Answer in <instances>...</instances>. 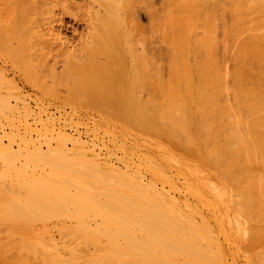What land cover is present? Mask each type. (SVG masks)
<instances>
[{
    "label": "bare ground",
    "instance_id": "6f19581e",
    "mask_svg": "<svg viewBox=\"0 0 264 264\" xmlns=\"http://www.w3.org/2000/svg\"><path fill=\"white\" fill-rule=\"evenodd\" d=\"M153 1L154 0H87V3L81 5L83 8L81 10L82 17H80L81 19H84L86 24H87L86 33L83 34L82 37L79 38L78 43L76 45L70 46L68 41L61 35L60 28L54 27L53 24L56 20L61 18V16L71 14L70 13L71 9H77V10L81 9L80 6H78V8H77V5L74 3V0H0V44L2 43V45L4 46V49H6L5 47H7V46L8 47L10 46L9 48H13V47H14V49L17 48L18 50H16V51L21 53L25 60L26 59L28 60L26 62L22 58L27 63L25 65H24V63H23V65H21V66H25L23 69V71H24L26 68L25 72L28 71L27 68H30L31 65H33V67L35 66V64H32L34 61H35L34 63L37 62L36 63L37 67L41 66V68L38 67V69H41V70H42V66H44V63L47 62L48 59H51V60L53 59L54 65H56L58 62L62 63L61 65L63 66L62 68H64L63 73L65 75L63 73H61V74L64 75V78L66 76H67V78L73 77V78H71V80H70L71 82H69V83H71V86H73V87L75 85H78L80 87V90L84 93V94H82V95H84L83 99L85 97V99H87L89 105L96 107V109L98 108L101 112L108 114L109 117L111 116L112 119H114L116 121L122 122L124 124L126 123V124L134 126V127H138L139 129H141L147 133H150L152 135H153V133H155V135L158 136L159 139L163 140L165 143H167V145H169L170 149L172 148L174 151L184 155L185 158L186 157L190 158V161H191V159L196 158V162H199L201 165L206 166L207 162L210 163V159H211L210 156H212L211 154H212V152H214L212 150L213 149L215 150L216 146L218 148V145H219V144H217V145L215 144L216 146L213 145L212 146L213 148L211 150L209 148L210 147V145H209L210 139L209 138H211L213 136V133H214L215 140L218 138V140L221 139V142H222L223 137L221 138V136L224 134L223 127H224V114L225 113L223 114L224 109L222 110V108H221L222 107V101L224 100V98H223V100H221V97L223 95V88H222V82H220L222 80V75H221L222 71L220 68L221 66L219 67V65H221L220 62L217 65V63L215 61V57H216L215 52H216V54L219 52V51L217 52V50L219 49V45H217L218 43H215V40H217V39H215L216 38L215 31H217L219 29L213 30V32L211 31L212 36H210L211 34L209 33V31L207 32L208 29L205 32L203 29H198L200 31L203 30V32H202L203 37H206V36H208V37H206L205 39L203 38V41H201V38L199 37L200 38V40H199L197 37L198 35H200V34H198L195 36V37H197L196 39L191 40V39L195 38L194 35H192V33L194 34L197 30H194L195 32L192 30V32H191V29L189 27H191L192 29L193 28L195 29L196 25H195V23L190 22L191 25L188 26L189 23H187L188 21L186 22L185 20H189L192 16L195 17V15H193V13L198 12L199 17L198 16H196V17L200 19L201 16L203 15L202 18L204 19V21L201 20V22L202 23L205 22V24H207L209 22L206 23V18L208 16H210V14L209 15L207 14V17L205 16L206 17L205 18L204 13H207V12L206 11L203 12L201 10L202 12H201V16H200V13H199L200 11L198 9L200 7H199V4L197 3L196 0H195L196 3L194 0L192 3L190 2V0H178V1L176 0L179 3V5H177L178 8L177 7L175 8L176 5H173L171 3L173 5L172 8L174 7L176 10H178L177 13H179V14L176 13L178 16V20L177 19H175L177 21L173 20L175 29H172L173 24L172 25L169 24L172 27L168 28L171 30V32H174V33H175L174 30H176L177 34L176 35L173 33L170 35L166 34V35H168L167 36L168 38H169V36L171 37L172 35L175 36L172 39H174V41H175L176 51H177L176 55H175V52H173L174 56H172V57L174 59H172V57H170V56H169L170 58H168L170 61L172 59V62H171L172 65L171 66L169 65L170 68L168 71V76L173 78L172 80H174L175 82L176 81L179 83L181 82L180 83L181 85L176 86L177 84L174 83L176 87H174L173 91H171V88H173V86L171 87L168 84L167 85L168 87L165 88V86L163 87V85L160 84L161 87L158 86L159 87L158 88V94L160 97V99H159L160 101L157 100L158 102L156 104H153V103L156 102L155 100L157 98L154 100L153 103L149 101L152 98V95H151V98L148 99V97H150L149 95L151 93H153L154 90L156 89V88L154 89V87H151V89L153 88L154 90H153V92L149 93L148 95H146L147 92L145 93V95L147 96L146 99H148V101L147 100L145 101V99L144 100L141 99L140 98L141 95L138 96L137 92L135 91V88L139 90V88L137 87L138 85H135L137 83L136 80H138L140 82L141 78L143 77L142 76L143 71L146 69V67H148V64H146L147 63L146 60L148 61V58H146V57H148L146 52L149 53V55H151V56L156 55V53H154V51H157V53L159 52L160 46H161V40L160 39H162V33H160V32H163L161 30H165L167 28L165 26L168 25V24H166V25L164 24L165 26L164 25L163 26L165 28L162 27L163 29L161 27H159L160 24H162L164 22V21L161 22L162 15L160 14L162 12L161 11L162 6H163L162 2L164 0H160V3H159V1L156 0L159 5L155 1L154 2ZM186 1H189V2H186ZM207 1H209V0H207ZM262 2H263V0H262ZM205 3H208V2H206V0H205ZM216 3H214V0H213V4H216ZM183 4H185V5H183ZM164 5L169 6L170 4H164ZM201 5L202 4H200V6ZM159 6H160V8H159ZM168 6H166L167 9H168ZM210 6H213V5L209 4L208 7H210ZM166 7H164L165 10H166ZM216 7L218 8L219 6L216 5ZM256 7L257 6L255 5V8ZM172 8H170V6H169V9L172 10ZM206 8H204V10H206ZM217 8H215V9H217ZM175 9H174V11H175ZM256 9H257V11H258V9L262 10L261 6L259 8L257 7ZM165 10H164V14H165V12L166 13L168 12ZM185 10L189 13L187 14L185 12ZM192 10H193V13H192ZM210 10H212V9H210ZM57 11H59V13H56ZM180 11H182L183 13L185 12V16ZM212 11H210V12H212ZM249 12L252 13V11H250V10H249ZM253 12H255V11H253ZM172 13H173V11H172ZM190 13L192 15H190ZM216 13H218V12H216ZM251 13H248V14H251ZM256 13H258V12H256ZM142 14H144V15L146 14V16L148 17L149 24H147V26L149 25L148 28L150 29V31L153 30L152 34L154 32V35H155V41L153 40L154 44L152 43L153 45H155V47H154L155 49L151 52L149 51L150 45L148 44L149 47L146 46V38H145V36H147L146 35L147 33L145 34L146 27L144 28L138 22V18ZM198 14H196V15H198ZM215 14H214V16H215ZM170 15H171V13L168 14L167 16L169 17ZM172 17H173V15L170 16L169 19L167 18L169 22H171ZM211 17H213V16H210L209 18H211ZM192 18L190 20H192ZM179 19H181V20L185 19V20L181 21ZM199 19H197V23H199L198 22ZM261 19L263 20V18H261ZM210 20H212V19H210ZM192 21L194 22L195 19H193ZM215 23H216V21L213 23V25ZM192 24H193V27H192ZM205 24H204V26H205ZM249 24L250 23H248L247 26ZM254 24H252V25H254ZM178 25H179V27L182 26V28H176ZM209 25L211 26V24H209ZM256 25H255V27H256ZM159 28L161 30H159ZM208 28H210V27H208ZM260 28H262V27H260ZM256 30H257V28H256ZM166 31L167 30H165V33H168L169 30L167 32ZM258 32L259 31H257V33ZM261 32H262V30H261ZM202 33H201V36H202ZM204 33H209V35L204 34ZM217 33H218V31H217ZM257 33L255 35H256V37H259L260 32L258 35H257ZM195 34H197V33H195ZM246 34L248 35V36H246L248 38V40H246V38H245V40L248 41L247 44L252 43V42H249V40H251L252 38H254V40H255L256 37L254 36V33L253 34L250 33L251 34L250 37H249L248 33H246ZM263 35L261 37V34H260V38H262V39L258 38V40H261V41L264 40ZM243 37H245V36H243ZM150 38H151V35H150ZM147 39H149V37ZM151 39H153V35H152ZM172 39H170V41H172ZM162 44H163V42H162ZM215 44L217 45L218 49L217 48L215 49V46H216ZM13 45H15V46H13ZM165 45H168V44L165 43L162 46L165 47ZM3 46H1L0 49L3 50V48H2ZM169 46H171V45L169 44ZM169 46H166L165 48H168ZM261 46L264 47V43H263V45L262 44L260 45V49L264 50V48L263 47L261 48ZM9 48H7L8 49L7 51H9ZM170 49H169V51L172 50V49L171 50ZM193 49L195 52L198 51L199 49L203 50L205 52L204 56L206 59V60L204 59L206 61V64L204 65L205 69H203L204 70L203 77L201 76L203 71L201 72V75H199L202 77L201 78L202 81L200 80L201 82L199 84L197 83V85L193 84V82L196 79L194 81L190 80L191 81L190 82L189 78L184 76L188 70V69L186 70L188 65L186 64L185 58H186V56L191 55V54L187 55V53L188 52L190 53V51L193 52ZM247 49L248 48H246V50ZM214 50H215V52H214ZM248 50H251V52H252L251 47ZM248 50H247V52H248ZM12 52H13V50H12ZM165 52H166V50H165ZM251 52L250 51L248 53L245 52V56H246V54L249 55ZM2 53H6V52H2ZM169 53L172 55V52H169ZM199 53H202V52H199ZM165 54H167V53H165ZM195 54L197 55V53H195ZM252 54H250V55H252ZM261 54L264 56L263 52ZM192 55H194V53H192ZM196 55H194V56H196ZM262 55L261 56L259 55V56L261 57V59H264V57ZM3 56L5 57V55H3ZM167 56H168V54H167ZM16 57H17V59H15V56H14V60L21 61V59H19L18 55H16ZM0 58H2V57H0ZM189 58L191 61V56H189ZM195 58L196 57H194V59ZM5 59H6V57H5ZM10 59L12 60V58H10ZM187 59L188 58H186V60ZM247 59H248L250 64L247 63L248 61L246 62L245 59H244V61H245L244 64H246V65L248 64L250 66L251 65V59H249V57H247ZM29 60L32 62L31 65H29L30 67L26 66V65L30 64ZM5 61L8 62L7 59ZM19 61L15 62L17 66H18L17 63H19ZM170 61H167V62H170ZM198 61L200 62L199 59H198ZM198 61H197V64H198ZM240 61H243V60L241 59ZM259 61H260V58H259ZM12 62L14 63V61H12ZM144 62L147 66L144 64ZM157 62H159V60H157ZM157 62H155V65L158 64ZM263 62L264 61L262 60L260 63L262 64ZM143 64H144V66H143ZM191 64H189V67L192 69ZM254 64H255V62H254ZM258 64L259 63H257L256 66ZM19 65H20V63H19ZM160 65L161 64H159V66H157V67H160ZM198 65H200V63ZM246 65H245V67H246ZM21 66L19 68H21ZM50 66H51V64H50ZM152 66H154V65H152ZM152 66H151V68H152ZM165 66H167V64H165ZM201 66H203V65L201 64ZM242 66H243V64H242ZM253 66H255V65H251V67H253ZM258 66H260V65H258ZM157 67H155V68H157ZM260 67H257L258 69H256V71H258L257 74L253 71H250L249 73L245 72L243 74V76L245 75L247 77L253 78V77H251L252 76L251 74H253V73H255L257 76L259 73V70L261 71V69H262V71H263V69H264V66H262L263 68L261 67V69H260ZM44 68H45V66H44ZM48 68H49V66H48ZM148 68H150V67H148ZM50 69H51L50 73L52 72V74H53L54 70H55L54 66H51ZM60 69H61V67H60ZM193 69H195V68H193ZM196 69H197V67H196ZM200 69H202V68H200ZM245 69H247V68H245ZM30 70H32V67H31V69H29V71ZM46 70H47V68H46ZM167 70L168 69L165 70L166 71L165 73H167ZM33 71L32 72L30 71V73H32L34 75V72L36 70L34 72ZM58 71L60 72V70H58ZM58 71H56V72H58ZM152 71H151V73H149L150 71H148V72L145 71L144 74L149 73L151 75L152 73H154ZM39 72H41V71H39ZM39 72L36 71V74ZM199 72H200V70H199ZM251 72H253V73H251ZM155 73H156V70H155ZM196 73H195V75H196ZM242 73H243V70H242ZM246 73H248L251 76H248V74L246 75ZM4 74H5V71H4ZM44 74H46V73H44ZM47 74H48V72H47ZM52 74H48L49 76L51 75L52 78H49L46 75H44L46 77V79H49V81H50L49 84L52 85V87H50L51 85L49 86L51 89L49 87H47V88L45 87L46 90L45 89L43 90L47 93L49 92L48 94H52V92H54L53 84L51 83V82H54V81H51L52 79L54 80V77H53L54 75L52 76ZM56 74H55V76H56ZM198 74H200V73H198ZM198 74H197V76H198ZM260 74H263V73L260 72ZM260 74H259V76H260ZM26 75H27L26 78L29 79L28 73ZM57 75L60 76L59 73ZM155 75H153V77ZM191 75L192 74H190V76ZM145 76H147V74ZM156 76H158V75H156ZM156 76L154 78H156ZM160 76L161 75L159 74V79H160ZM166 76H167V74H166ZM259 76H257V77L259 78ZM37 77H39V76H37ZM37 77H35V78H37ZM45 77H43L44 80H45ZM148 77H149V75H148ZM262 77H260L261 79L260 78L259 79L262 80ZM43 78H40V79L37 78V79L39 80V82H43L42 81ZM59 78L60 77H58L57 79H59ZM139 78H140V80H139ZM192 78H194V77H192ZM256 78H255V80L250 79V81H248V79H249L248 78L246 81H248L249 84H251L250 82H252L251 85H253L254 83H256L257 80H258V82L260 81L259 79H256ZM37 79H35V80L32 79V82L36 81ZM60 80H61V78L59 79V81ZM65 80H62V82L58 81L59 82L58 86H60V83L63 84V81H65ZM134 80H135V83L133 82ZM145 80H147V78ZM30 81H31V79H30ZM45 81H47V80H45ZM67 81L68 80H66V83H67ZM160 81H162V79H160ZM165 81H167V80H165ZM139 82L137 84H139V86H140ZM143 82H142V84H143ZM146 82L150 83V79H149V82L145 81L144 83H146ZM243 82H244V79H243ZM4 83H6V82H4ZM167 83H168V81H167ZM172 83H173V81H172ZM29 84H30V82H29ZM37 84H38V82H37ZM37 84H35V82H34L33 84H30L29 86H31L34 90H38L40 87L38 88ZM40 84L41 83H39V85ZM64 84H65V82H64ZM64 84L61 86H64ZM3 85L4 84H2V86H0V94L3 93V89H4L3 87H5ZM56 85H57V83H56ZM146 85H148V84H146ZM155 85L157 86V84H155ZM245 85H247V83ZM43 86H46V85L43 84ZM78 86L75 89V91L78 89ZM150 86H152V85H150ZM65 87H67V86L65 85ZM250 87H252V86H250ZM255 87H256V84H255ZM52 88H53V91L50 93ZM61 88H63V87H61ZM69 88H70V85H69ZM69 88L67 87V89L69 90L68 94L70 93V89H71V88L70 89ZM257 88H259V87H257ZM47 89H49L50 91H47ZM63 89H65V88H63ZM140 89L142 91H144L142 89V87H140ZM147 89H149V88H147ZM247 89H249V88H247ZM78 90H77V92H78ZM240 90L241 89H239V92H240ZM254 90L255 89H253L252 91H254ZM260 90H261V88H260ZM149 91L150 90H148V92ZM72 92H74V91H72ZM154 93L156 94V92H154ZM255 93L256 92H254L253 94L256 96L257 93L256 94ZM262 93H264V92H262ZM239 94H243V93H239ZM41 95H42V93H41ZM244 95L246 96L247 94H245V92H244ZM244 95H242V96L239 95V96H241V98L242 97L244 98ZM249 95H250L249 96L250 99L254 97L253 101L255 104L256 103L255 99H257V97L255 98V96L252 97L251 94H249ZM65 96H66V93H65ZM239 96H237V97H239ZM18 97H21V96H18ZM234 97L236 98V96H234ZM249 97H247L248 102L249 101L251 102ZM75 98H77V97L75 96ZM75 98H74V102L75 101L78 102L77 100H75ZM247 98L245 97V99H247ZM69 99H71V98H69ZM239 99H240V97H239ZM220 100H221V106H220ZM244 100L242 102L245 104V102H247V100H245V102H244ZM234 101H235V104L234 103L233 104L236 107L237 100H233V102ZM258 101L260 102V100H258ZM263 101H261L262 106L264 104ZM69 102H70V100H69ZM224 102H225V100L223 101V103ZM225 103L227 104V102H225ZM226 104H225V106H226ZM239 104L241 105L242 103L240 102ZM11 105L12 104H10L8 102L5 103V101L0 100V108L1 109H3V108L12 109L13 105L12 106ZM257 105L258 106L255 107L254 110L249 108V110L251 109L252 111L251 110L250 111L253 112L251 117H249V118H251L250 123L253 125L252 129H251L252 134L249 135V137H248V140L249 139L252 140V144H251L252 147L250 146L249 142H248L249 144L244 143L245 139H246L245 138L246 132L242 133V134L245 133L243 136L245 139H240L242 137L241 136L239 137V134L237 133V132H239V133L241 132V130H240L241 128L239 129L240 131H237L238 129H236L241 124V121H240V124L238 123L239 125L238 126L236 125V128L234 130V132L237 131L236 132L237 135H235L231 132L234 135V136H232L233 137L232 142L226 143L225 138H224L223 142H225L226 144L223 143L224 146L222 144H220L222 147L219 145V147H221V148H219L217 150L218 152L216 151L217 156L215 155L217 157V159L215 157L213 159V161H216L217 163L215 164L211 160V163L213 162V164H215V166L217 164L219 165V166H217L218 168H220V165H221V168H220L221 172L228 173V171L229 172L231 171L230 169H232V170L237 169L238 170V168L240 167L239 163H240L241 159H244L246 157H248L247 159H249V156L252 157L255 154L261 153L263 151L264 147H262L261 151L255 152V149H256V151L260 149L258 146L259 144L255 140H264V126L262 124V123H264V111H262L263 107L261 108V106L258 103H257ZM247 106H245V107H247ZM250 106H248V107H250ZM63 107H65V106H63ZM83 107H84V105H83ZM228 107L230 108L231 106L230 105L226 106V108H228ZM242 107L244 109V106H241V108ZM252 108H254V107H252ZM16 109H18V108H16ZM236 109L239 110V108H235L236 112H237ZM246 109L248 110V108H246ZM249 110H248V112H249ZM211 112L213 113V115ZM244 112H247V111L245 110ZM20 113H18L19 117L21 116V115H19ZM95 113H97V112H95ZM209 113L211 116H213L212 117L213 121L211 120V122H210V118H209L210 117ZM15 114L17 115V113H15ZM16 115H14V116H16ZM242 116H244V115H242ZM247 116H250V115H246V117ZM59 117H60V115H59ZM109 117H107V118H109ZM33 119H34V116H33ZM234 119H236V118H234ZM246 122H248V120ZM246 122L244 121V124ZM0 124H2V123H0ZM114 124H115V121H114ZM209 124L211 125V127ZM242 124H243V121H242ZM242 124L240 126H244L243 128H245L246 125H242ZM251 124H248L249 126L246 128H249ZM2 127H4V125H2ZM61 127L64 128L63 126H61ZM10 128H11V126H10ZM44 128H46V127H44ZM54 128H56V127H54ZM11 129H14V128H11ZM57 129H59V128H57ZM0 130H1V127H0ZM33 131H35V130H33ZM33 131H31V132H33ZM57 131H59V130H57ZM245 131H247V130H245ZM248 131L250 132V129ZM8 132H10V131H7L6 135L8 134ZM48 133H54V131H51ZM20 134H22V132ZM45 134L47 135V133H45ZM56 134H57L56 137L53 136L54 134L50 135L49 136L50 139H49V141L48 140L47 141L48 142L55 141V143H59L62 147H58V146L53 147L52 146L53 144L46 143L47 144V147L45 148L46 150L44 149V151H43V149H41V148L39 150H37L40 155H38L36 158H38L39 161H44L47 163V168H46L47 171H46V175L45 174L43 175L42 173H40L41 167L40 168L38 167L37 168L38 170H33L34 171L33 177H35V179L37 181L34 182L35 183L34 185L36 188L32 187L33 189L31 190L32 195H33L32 198L28 199V197L23 196V192H24L23 189L25 188V184H27L28 179L23 178V177L14 178L15 186H14V188H12L13 186L10 187V189L13 190L14 194L11 193L10 196H12L13 201L19 203V205L22 209L19 207L13 206V204L12 205L8 204V205L13 207L14 211H13V209H11L12 212L10 210L9 215H8L9 216L8 223L2 229L4 232L7 233V234H5V237L7 236V238H9V237L10 238H13V237L17 238L16 242H14V240H13L14 245H15V243L20 241V243L18 244L19 247L22 248L23 250H26L27 252L31 251L32 254L31 253L30 254L33 256H30L29 253H28L29 255L27 254L28 256H26V257L24 255L25 253L24 254L9 253L7 255V253L11 249L10 248L11 242L9 243V245H7L3 242L2 244H5V245L0 247L1 250L4 251L5 246L6 247L8 246L10 249L8 247L5 248L7 250L9 249L7 251V253L5 255H2V256L0 255V264H81L79 262H75L76 259H78V260L80 259V257L77 258V256H80V255H78L80 253V251H77V252H79V253H77L76 248H74L75 249L74 251H70V250H73V247L75 246V244L73 247L71 246L72 248L69 247L71 245V243L69 246H68L69 243L67 245L66 244L64 245L63 243H60L59 241H57L55 239L56 235L59 237H62V239H64L65 237L66 238L69 237L68 239H73L76 241L81 240V241H83V244H80V247H81V245H91L92 248H94V250H93L94 252L92 251V249H90V253L92 251L93 254H88L86 257H88L89 255H91V256L94 255V256H92V257L89 256L88 258L90 259V257H91L92 259L90 261L86 262L85 264H226L225 263L226 262L225 261L226 260L225 259V253L223 251L222 241L220 240V237L217 233L218 231H221V229L218 227L219 225L217 226L216 224H214L215 225L214 228L211 227L209 210H207L208 198H209L208 186H207V183L205 180V173L203 174L202 169L199 168L198 165L194 164L195 165L194 168L190 167V169H184V167L180 168L179 164L181 162L180 163L178 162L180 159L178 161H176L173 158V156L171 154H169V151H167L169 149L167 147V150H165L166 152H164V150H163V153L167 154L168 156L165 154L163 155V154L157 153V154H159V156L163 155V156H160V158L157 156L158 160L160 159V160H162V163H164L163 166H162V163H161V165H157L158 163H155V162L150 161V160L149 161L139 160V161H137V164H134L133 167H131L129 165V162L123 157L112 158L111 156H109L108 158L107 157L100 158V155L97 154V152L95 153V151H94L96 145H94V143H92L90 145H86L88 147L87 148L81 142L83 140L80 141V139H79L80 136H79V138L75 137V136L73 137V135H72V137H69L66 134H64L63 132H56ZM123 134L126 135L125 130H124ZM248 134L249 133H247V135ZM38 135H39V133H38ZM34 136H37V135H34ZM39 136H37V139L40 138ZM237 136L239 137L238 139H237ZM20 137H22V136L20 135ZM219 137H220V139H219ZM9 138H6V139H9ZM27 138H28V136H27ZM140 138L142 139V137H140ZM29 139H27V140H29ZM129 139H130V137H129ZM38 140H36L37 144L39 142ZM251 140H249V141H251ZM32 141L36 142L35 140H32ZM148 141H149V139H148ZM42 142H43V139H42ZM67 142L71 143V148L70 147L67 148V146H66ZM221 142L218 141L215 143H221ZM16 143H18V142H16ZM138 143H139V139H138ZM261 143L264 144V141H262ZM4 144H6V143H4ZM18 144H20V143H18ZM127 144H129V142ZM256 144H257V146H256ZM9 145L12 146V144H9ZM115 146H118V145L116 144ZM158 146H160V145L158 144ZM20 147H21V145H20ZM22 147H23V145H22ZM153 147H152L153 150L156 149V147L155 148H153ZM131 148L132 147H130V149ZM162 148L164 149V147H162ZM208 148H209V150H208ZM249 148L251 151H249ZM252 148H255V149H252ZM12 149H13V147H12ZM119 149H122V148H119ZM148 149H150V148H148ZM2 150H4V149L2 148ZM40 150L43 152H41ZM159 150H161V149H159ZM159 150L156 149V151L160 152ZM173 150H170V152L172 153ZM20 151H22V150H20ZM27 151H28V153H30L28 147H27L26 152ZM148 151H150V150H148ZM208 151L211 153H209ZM31 152H33V149ZM106 152H108V150ZM111 152H110L111 155L114 154L112 150H111ZM125 152H127V151H125ZM125 152H123V153H125ZM0 153H2V152L0 151ZM33 153H35V151ZM262 153H261V155H262ZM134 154H135V152H134ZM157 154H155V155H157ZM172 154H174V153H172ZM209 154H210V156H209ZM213 154H215V152ZM128 155H129V153H128ZM150 155H152V154H150ZM257 155H255V156H257ZM130 156H132V155L130 154ZM209 157H210V159L208 160ZM13 158L14 157H12L11 159H13ZM126 158H127V156H126ZM128 159H130V158H128ZM154 159L155 158H153V160ZM13 160H15V159H13ZM134 160H136V159H134ZM249 160H248V162H250ZM23 161H25V160L23 159ZM25 163H26V161H25ZM165 163H167V164L165 165ZM11 164H9V165H11ZM19 164L17 163V164H15V166H18ZM226 165H227V167H226ZM171 166L174 168H176L177 166L179 167V174L182 175V177H183V183L180 187H179V185H177V181L173 178L174 176L170 173V171H168ZM261 166H262V164H261ZM3 167H5V166H3ZM28 167H30L32 170L33 166L31 165ZM20 168H22V167H20ZM24 168H26V167H24ZM33 168H35V167H33ZM4 169H6V167ZM9 169L10 168H8L7 170H9ZM11 169L13 170V168H11ZM43 169H45V168H43ZM26 170H27V168H26ZM142 170L144 172H142ZM41 171H42V169H41ZM231 173H232V171H231ZM235 173H236V171H235ZM253 173H254V171L252 172V174ZM144 174H148L149 178L147 176H145ZM241 175H242V173H241ZM258 179H259V177H258ZM0 180H2V179L0 178ZM259 181H260V179H259ZM261 181H260V184H261ZM234 184H237V183H234ZM243 184L244 183L240 184V186H244ZM251 184L252 183L248 184L246 187L248 189H250L251 191L252 190L255 191L256 189H254L253 186H251ZM0 186L2 187V185H0ZM7 187L5 186V188H7ZM233 188L234 187H232V190H233ZM0 189H1L0 195L3 194L0 197H5V195L3 193L4 191L2 190V188H0ZM10 189H9V191H10ZM245 189H243L242 191L244 193L243 196L246 195V197H243V198H246V199H242V197H241V200L242 201L244 200V203L246 200V202L248 203V204L246 203L247 204L246 206L248 208V209H246V213H249L250 211L251 212L252 211L257 212L259 210V209L257 210L258 204L256 203L255 199H253V197H249V199H252V200H250L248 202L249 199H248L246 193H248L249 191L247 190L248 191L247 192V191H245ZM235 191H236L235 193H237V191H238L239 194L237 193V195H242L241 191L236 190V189H235ZM7 192H8V190H7ZM7 192L5 191L6 194H7ZM8 193L10 194V192H8ZM27 193H29V192H27ZM248 194H249V196L252 195V194L250 195V192ZM197 198L202 199L204 205L202 204V200L200 203V200H198ZM6 199H7V201L5 202ZM8 199L9 198L5 197L3 203L9 202ZM215 201H216V199H215ZM215 201H214V203H216ZM3 203H2V205L0 204L2 206V207L0 206L2 209V210L1 209L0 210L4 211V212L8 211L9 209L6 208ZM14 207H16V208H14ZM18 208L21 211H23V208H26L28 210V215H27L28 217L26 215H24V216H26V218H28L27 220L23 219L24 218L23 214H21V215L19 214L20 212H18V210H17ZM247 210H249V212H247ZM262 210H260V211L263 214ZM5 213H7V212H5ZM12 214L14 215L13 217H15V215L18 214L17 216L21 220L14 219L12 217ZM25 214H26V212H25ZM253 214L255 215V213H253ZM5 215L7 216V214H5ZM20 216H23V217L20 218ZM260 217H262V216H260ZM48 218L62 219V221H56V222L52 221V223L51 222L48 223V222H46L48 220ZM258 222L259 221H257V223ZM34 224H38V225H34ZM252 228H254V227H251L250 231L252 230ZM252 236H254V235L252 234ZM255 237H257V236H255ZM66 238H65V240H66ZM250 238H251V235H250L249 239H247V240H249V242H250ZM254 238H251L252 239L251 243L252 242L254 243V244H251V246L253 245V248L256 244ZM1 240H0V243H1ZM65 240H63V242ZM103 241L105 242L104 244H102ZM77 244H78V242H77ZM249 245H250V243H249ZM103 246H105L106 248L101 249ZM14 247H12V248H14ZM86 247L87 246H85L84 249ZM15 249H13V251H15ZM100 249H101V251H100ZM65 250H67V251H65ZM254 250H255V248H254ZM254 250H252V252ZM3 251H1V253ZM81 252H83L84 254L86 253L84 251H81ZM255 253L256 252H253L252 260H254L253 256ZM80 254H82V253H80ZM259 254L260 253L255 254L257 256H256V258L254 257L255 258L254 261H256V262L261 261V260H259V256L261 257L262 253L260 255ZM263 257H261L260 259H262ZM84 259H85V255L83 257V260ZM83 260H82V262H83ZM252 260L250 263L253 262ZM263 260H264V258H263ZM256 262H253V264ZM259 262H258V264H259ZM82 264H84V262Z\"/></svg>",
    "mask_w": 264,
    "mask_h": 264
},
{
    "label": "rangeland",
    "instance_id": "374dc122",
    "mask_svg": "<svg viewBox=\"0 0 264 264\" xmlns=\"http://www.w3.org/2000/svg\"><path fill=\"white\" fill-rule=\"evenodd\" d=\"M157 4H158V2L157 1H159V3H160V0H154ZM153 1V2H154ZM170 1V2H169ZM178 1V0H177ZM176 0H164L163 2H162V9H161V15H162V18H161V22H163L162 24H160V26L159 27H164L166 24H168V25H166L165 27H167L165 30H169L168 31V33H165V30H161L160 28H159V30H161V31H163V32H160V33H162V39H160L161 40V46H160V50H159V52L157 53V51H154V53H156V55H154V56H151V55H149V53H147L146 52V54L148 55V57H146V58H148V61L146 60V64H148V67H150V68H148V67H146L147 65L145 64V62H144V64L146 65L145 67H146V69L148 70V71H150L149 73H151V71L152 72H154L155 73V70H156V75H158V76H156L154 73H152L151 75L149 74V73H145L144 74V72L146 71V72H148L146 69L143 71V74H142V78H141V80H140V78H139V80H140V82L138 81V80H136V82L138 83H140V86H139V84H135V85H138L137 87L139 88V90L138 89H136L135 88V91L137 92V94H138V96H140V98L141 99H145V101L147 100L148 101V99L149 98H151V95H152V98L149 100L150 102H154V100L156 101L155 103H153V104H156L158 101L157 100H159L160 99V97H159V94H158V86H160V84L161 85H163V87L165 86V88L166 87H168L167 85L169 84V86H173V88H171V91H173V89H174V87H176V86H178V85H181L179 82H175L174 80H172L173 78H171V77H169L168 76V71H169V65L171 66L172 65V59H174L172 56H174L173 54V52H175V55H176V44H175V41H174V39H172V38H174L175 36H169V38L167 37L168 35H170V34H177V32H176V30H174L175 31V33L174 32H171V30L170 29H168L169 27H172V26H170L169 24H173V27H172V29H175V26H174V22H173V20L174 21H177L178 20V16H177V14H179V13H177L178 12V10H176L175 8L177 7L178 8V6L177 5H179V3L177 2ZM195 1V0H194ZM197 1V3L199 4V7L201 8H198L199 9V13H200V16H201V12L203 11V12H207V13H204V17L206 16L207 17V14L209 15L210 14V16H213V17H211V18H209L210 16H208L207 18H206V23L207 22H209V23H207V24H205V22H201V20L202 21H204V19L202 18L203 17V15L201 16V18L199 19V18H197L196 16H198L199 17V14H198V12H194L193 13V10H192V13H193V15H195V17L194 16H192L191 18H192V20L193 19H195V21L193 22L192 20H185V19H183V20H185L187 23H189V25L188 26H190L191 25V23L190 22H192V23H195V25H196V28L194 29H192L191 27H189L190 29H191V32H192V30L194 31V30H197L195 33H197V34H193L192 33V35H194V37L196 36V35H198V34H200V35H198L197 37H198V39L200 40V38H201V41H203V38L205 39L206 37H208V36H206V37H203V30H204V32L207 30V32L209 31V33L211 34V31L213 32V30H216V29H219V30H217L218 31V33H217V31H215V34H216V38L215 39H217V40H215V43H218L217 45H219V49H218V47H217V45L215 46V49L217 48L218 50H217V54H216V52H215V50H214V52H215V55H216V57H215V61H216V63H217V65L219 64V62H220V64L221 65H219V67L221 68V75H222V80L220 81V82H222V88H223V95H222V97H221V100H223V98H224V100H225V102H227V104H226V106H231L230 108L228 107V108H226V106H225V104L223 103V101H222V110H223V114H224V127H223V129H224V134L221 136V138L223 137V139L225 138V141H226V143L227 142H232V140H233V137L232 136H234L233 134H235V135H237L236 134V132L237 131H240L241 130V132L239 133V132H237L238 134H239V137L241 136L242 138H240V139H245V142L244 143H250V146H251V144H252V140L251 139H249V140H251V141H249L248 140V137H249V135H251L252 134V132H251V129H252V124L250 123L251 122V118H249V117H251V115H252V113L253 112H251L252 110H254L255 109V107H257L258 105H257V103L261 106V108L263 107V110L262 111H264V104H263V106H262V102L261 101H263L264 100V93H262V92H264V69H263V71H262V69H261V67L262 66H264L263 64H264V62L261 64L260 62L263 60L264 61V59H261V53L263 52L264 53V50H262V49H260V45L262 44L263 45V43H264V40H258V38L259 39H262V38H260V34H261V37H262V35L264 34V0H263V2H262V0H214V3H216V4H213V0H209V1H207L206 0V2H208V3H205V0H196ZM196 1H195V3H196ZM201 1V2H200ZM216 1V2H215ZM186 2H189V1H186ZM190 2L192 3L193 2V0H190ZM221 2V3H220ZM74 3L77 5V8H78V6H80V10H77V9H71L70 10V13L71 14H68V15H63V16H61V18H59L58 20H56L55 22H54V24H53V26L54 27H59L60 28V33H61V35L68 41V43L70 44V46H74V45H76L77 43H78V40H79V38L80 37H82V35L83 34H85L86 33V30H87V24H86V22H85V20L84 19H81L80 17H82V12H81V10H82V6L81 5H83V4H85V3H87V0H74ZM170 4L169 6H170V8H172V6L173 5H176L175 6V11H174V9L172 8V10L171 9H169V6L168 5H164V4ZM173 5H172V4ZM188 4V3H187ZM200 4H202L201 6H200ZM209 4L210 5H213V6H210V7H208L209 6ZM259 8L260 6H261V9L262 10H260V9H258V11H257V7L255 8V5ZM159 5V4H158ZM161 5V4H160ZM183 5H185V4H183ZM204 5V6H203ZM207 5V6H206ZM216 5H218L219 7L217 8L216 7ZM254 5V6H253ZM166 6H168V9H167V7ZM164 7H166V10L164 9ZM207 7V8H206ZM213 7V8H212ZM251 7V8H250ZM159 8H160V6H159ZM203 8V9H202ZM204 8H206V10H204ZM209 8V9H208ZM215 8H217V9H215ZM210 9H212V10H210ZM164 10L165 11H168L167 13L165 12V14H164ZM171 10V11H170ZM202 10V11H201ZM249 10L250 11H252V13L251 12H249ZM172 11H173V13H172ZM183 11V10H182ZM182 11H180V12H182ZM210 11H212V12H210ZM253 11H255V12H253ZM263 11V12H262ZM171 13V15L170 16H172L173 15V17L171 18L172 20H171V22H169L168 21V19H169V17L167 16L168 14H170ZM185 12L188 14L189 12H187L186 10H185ZM185 12L183 13V15L185 16ZM210 12V13H209ZM216 12H218V13H215ZM256 12H258V13H256ZM56 13H59V11H57ZM177 13V14H176ZM181 13V14H182ZM214 13L215 14V16H214V14L212 15V14ZM246 13V14H245ZM248 13H251V14H248ZM196 14H198V15H196ZM190 15H192L191 13H190ZM249 16V17H248ZM261 16V17H260ZM176 17V18H175ZM217 17V18H216ZM168 18V19H167ZM240 18V19H239ZM261 18H263V20L261 19ZM175 19H177V20H175ZM197 19H199L198 20V22L199 23H197ZM208 19V20H207ZM210 19H212V20H210ZM252 19V20H251ZM179 20H181V19H179ZM183 20H181V21H183ZM210 20V21H209ZM244 20V21H243ZM216 21V23L213 25V23ZM242 21V22H241ZM251 21V22H250ZM138 22L145 28L146 27V31H145V34L147 35V36H145V38H146V46L147 47H149V45H150V48H149V51L151 52V51H153L155 48V45H153L154 43V41H155V35H154V32H153V34H152V31H150V29L148 28V26H147V24H149V22H148V17L146 16V14L144 15V14H142V15H140L139 16V18H138ZM148 22V23H147ZM262 22V23H261ZM184 23V22H183ZM248 23H250L248 26H247V24ZM255 23V24H254ZM165 24V25H164ZM185 24V23H184ZM204 24H205V26H204ZM209 24H211V26L209 25ZM252 24H254V25H252ZM257 24V25H256ZM262 24V25H261ZM164 25V26H163ZM187 25V24H186ZM207 25V26H206ZM255 25H256V27H255ZM214 26V27H213ZM164 27V28H165ZM192 27H193V24H192ZM195 27V26H194ZM199 27V28H198ZM208 27H210V28H208ZM212 27V28H211ZM218 27V28H217ZM253 27V28H252ZM260 27H262V28H260ZM176 28H182V26L181 27H179V25L176 27ZM256 28H257V30H256ZM163 29V28H162ZM184 29V28H183ZM198 29H203L202 31H200V30H198ZM260 29V30H259ZM249 30V31H248ZM261 30H262V32H261ZM149 31V32H148ZM166 31V32H167ZM247 31V32H246ZM257 31H259L260 32V34H259V32L257 33ZM151 32V33H150ZM202 33V36H201V33ZM251 34H253L254 33V36L256 37V33H257V35L259 34V37H256L255 38V40H254V38H250L251 40H249V42H252V43H248L247 44V42L248 41H246V40H248V38L246 37V36H248L246 33H248L249 34V37H250V33ZM253 32V33H252ZM209 33H204V34H208L209 35ZM166 34H168V35H166ZM150 35H151V38H152V35H153V39H151L150 38ZM205 36V35H204ZM210 36H212V34L210 35ZM240 36V37H239ZM243 36H245V37H243ZM264 36V35H263ZM149 37V39H147ZM197 37H195V38H193V39H191V40H194V39H196ZM200 37V38H199ZM245 38H246V40H245ZM170 39H172V41H170ZM243 41H242V40ZM152 40V41H151ZM154 40V41H153ZM258 40V41H257ZM168 41V42H167ZM217 41V42H216ZM148 42V43H147ZM162 42H163V44H162ZM167 43L168 45H165V47L166 46H169V44L171 45V46H169L168 48L171 50V51H169V49L168 48H165V47H163L162 45H164L165 43ZM241 42V43H240ZM153 43V44H152ZM149 44V45H148ZM241 45V46H240ZM247 45V46H246ZM1 46H3L2 45V43L0 44V48H1ZM13 46H15V45H13ZM240 46V47H239ZM246 46V47H245ZM10 47V46H9ZM8 46L7 47H5L6 49H4V46L2 47L3 48V50L2 49H0V57H2V58H0V86H2V84H4L3 86H5V87H3L4 89H3V93H1L0 94V100H3V101H5V103H10V104H12L11 106H12V109H5V108H3V109H1L0 108V123H2V124H0V127H1V130H0V151L2 152V153H0V178L2 179V180H0V185H2V187L0 186V188H2V190L4 191L3 193H4V195H5V197H7V198H9L8 200H9V202H7V203H3L4 202V199H5V197H0V204L2 205V203L4 204V206L6 207V208H8L7 210L8 211H5V212H7V213H5L4 211H1L2 209H1V207H0V240H1V245H0V247H2V246H4L5 244H7V245H9V243L11 242V244H10V250H9V252L7 253V249H5V248H7L6 246L4 247V251L3 250H1V248H0V255L2 256V255H5L6 253H7V255L9 254V253H13V254H19V253H21V254H24L25 255V257L26 256H28L30 253L32 254V252L31 251H29V252H27L26 250H23L22 248H20L19 247V243H20V241L19 242H17V243H15V245L13 244L14 242H16L17 241V238H7V236L5 237V234H7L6 232H4L2 229H3V227H5V225H7V223H8V220H9V212H10V210L11 209H13V207L12 206H10V205H12L13 204V206H16V207H19V208H21L20 207V205H19V203H17V202H15V201H13L12 200V196H10L11 195V193L12 194H14V192H13V190H11L10 189V187L11 186H13L12 188H14V186H15V184H14V178H17V177H23V178H27L28 179V181H27V184H25V188L23 189V196L24 197H28V199H30V198H32L33 197V195H32V192H31V190L33 189L32 187H35V183L34 182H36L37 180L35 179V177H33V175H34V171L33 170H38L37 168L39 167H41L40 168V173H42L43 175L45 174L46 175V168H47V163L46 162H44V161H39V159L38 158H36L38 155H40L39 153H38V151L37 150H39L40 148L41 149H43V151H44V149L47 147V144L46 143H50V144H53L52 146L53 147H62L59 143H55V141H53V142H48L49 141V139H50V135H53L54 137H56V132H63L64 134H66L67 136H69V137H72V135H73V137L75 136V137H78L79 138V136H80V141L81 140H83V141H81L85 146L86 145H90V144H92V143H94V145H96V147H95V153L97 152V154H99L100 155V158H102V157H109V156H111L112 158H114V157H116V158H120V157H123V158H125L128 162H129V165L131 166V167H133V165L134 164H137V161H139V160H144V161H153V162H155V163H158L157 165H161V163H162V160H158V158H157V156L160 158V156H163L165 153H163V150H164V152H166L165 150H167V147L170 149V147H169V145H167V143H165L163 140H161V139H159V137L158 136H156L155 135V133H153V135L152 134H150V133H147V132H145V131H143V130H141V129H139L138 127H134V126H131V125H128V124H124V123H122V122H119V121H116V120H114V119H112V117L110 116L109 117V115L108 114H105L104 112H101L98 108L96 109V107H93L92 105H89V103H88V101H87V99H85V97H84V99H83V96L84 95H82V94H84L81 90H80V87L78 86V85H75L74 87L73 86H71V83H69V82H71L70 80H71V78H73V77H68L67 78V76L64 78V68H62L63 66L61 65L62 63H57L56 65H54V63H53V59L51 60V59H48V63L47 62H45L44 63V66H45V68H44V66H42V70L41 69H38V67H40L41 68V66H36V63H32L30 60V64H28V65H26V66H29V65H31V63L32 64H35V66L33 67V65H31V67H32V70H30L31 72L34 70H36L37 72H39V71H41V72H39V73H37L36 74V71L34 72V75L32 74V73H30V71H29V69H31V67L30 68H27L28 69V71H26L25 72V70H26V68H25V70L23 71V69H24V67L25 66H21V65H23V63H24V65L25 64H27L26 62L28 61L27 59L25 60L24 58H23V56H22V54L21 53H19V52H17L16 50H18L17 48L16 49H14V47L13 48H9ZM245 47V48H244ZM252 48V52H251V50H248L249 48ZM263 46H261V48H262ZM7 48H9V51H7L8 49ZM246 48H248L247 50H248V52L250 51L251 53L250 54H252L253 52V54L252 55H248V54H246V56H245V52L246 53H248L247 52V50H246ZM264 48V47H263ZM152 49V50H151ZM166 50V52H165V50ZM2 50V51H1ZM6 50V51H5ZM12 50H13V52H12ZM168 50V51H167ZM244 50V51H243ZM254 50V51H253ZM261 50V51H260ZM2 52H6V53H2ZM164 52V53H163ZM169 52H172V55L169 53ZM199 52H202V53H199ZM256 52V53H255ZM9 53V54H8ZM12 53V54H11ZM165 53H167L168 54V56H167V54H165ZM192 53H194V55H196L195 53H197V55L196 56H194V55H192ZM2 54V55H1ZM11 54V55H10ZM18 55V57H19V59H21V61H19V60H14V56H15V59H17V57H16V55ZM188 54H191V55H189V56H191V61H190V58H189V56H186V58H188L187 60H186V58H185V61H186V64L188 65L187 66V68H186V70H187V72L185 73V75L184 76H186L187 78H189V81L191 80V81H194L195 79V81L193 82V84L194 85H197V83L199 84L201 81H202V77H203V74H204V70L203 69H205L204 68V65L206 64V59H205V52L203 51V50H198V51H194V49H193V52H191L190 51V53L188 52L187 53V55ZM3 55H5V57H6V59L8 60V62H6L5 60V57L3 56ZM160 55V56H159ZM165 55V56H164ZM186 55V54H185ZM260 55V56H259ZM150 56V57H149ZM158 56V57H157ZM172 57V59H171V61L168 59V58H170V57ZM193 56V57H192ZM202 56V57H201ZM259 56V57H258ZM263 56V55H262ZM21 57V58H20ZM194 57H196L195 59H194ZM245 57V58H244ZM247 57H249V59H251V65H255V66H253V67H251V65L249 66L248 64L246 65V64H244L245 63V61L247 62L248 61V59H247ZM264 57V56H263ZM262 57V58H263ZM4 58V59H3ZM10 58H12V60L10 59ZM26 61H24L23 59ZM193 58V59H192ZM259 58H260V61H259ZM152 59V60H151ZM168 59V60H167ZM198 59L200 60V62L198 61ZM205 59V60H204ZM243 60V61H240V60ZM244 59H245V61H244ZM247 59V60H246ZM258 59V60H257ZM3 60V61H2ZM155 60V61H154ZM157 60H159V62H157ZM161 60V61H160ZM204 60V61H203ZM12 61H14V63L15 62H18L19 61V63H20V65H19V63H17L18 64V66L16 65V63L14 64ZM24 61V62H23ZM151 61V62H150ZM154 61V62H153ZM163 61V62H162ZM167 61H170V62H167ZM175 61V60H174ZM194 61V62H193ZM197 61H198V64L200 63V65H198L197 64ZM6 62V63H5ZM155 62H157L158 64L157 65H155ZM192 64H191V63ZM243 62V63H242ZM254 62H255V64H254ZM3 63V64H2ZM29 63V62H28ZM51 64V66H54V73L56 74H60V76L59 75H57L56 74V76H55V74L53 73L52 74V72L50 73V64ZM152 63V64H151ZM154 63V64H153ZM247 63H249V61L247 62ZM257 63H259L258 65H260V66H256V64ZM7 64V65H6ZM53 64V65H52ZM144 64H143V66H144ZM159 64H161L160 65V67H157V66H159ZM165 64H167V66H165ZM189 64H191L190 66L192 67V69L189 67ZM196 66H195V65ZM201 64L203 65V66H201ZM242 64H243V66H242ZM250 64V63H249ZM6 65V66H5ZM152 65H154V66H152ZM245 65H246V67H245ZM5 66V67H4ZM21 66V68H19ZM48 66H49V68H48ZM56 66V67H55ZM151 66H152V68H151ZM200 66V67H199ZM248 66V67H247ZM12 67V68H11ZM59 67V68H58ZM60 67H61V69H60ZM155 67H157V68H155ZM167 67V68H166ZM189 67V68H188ZM196 67H197V69H196ZM253 69H251V68ZM257 67H260V69H261V71L259 70V73H258V75L257 76H259V74H260V72H262L263 74H260V76H259V78L260 77H262V80H260L257 76H256V74H257V72L258 71H256V69H258ZM3 68V69H2ZM19 68V69H18ZM46 68H47V70H46ZM168 69L167 70V73H165L166 71V69ZM193 68H195V69H193ZM200 68H202V69H200ZM242 68V69H241ZM245 68H247V69H244ZM263 68V67H262ZM11 69V70H10ZM22 69V70H21ZM155 69V70H154ZM58 70H60V72L58 71ZM63 70V71H62ZM162 70V71H161ZM191 72H190V71ZM199 70H200V72H199ZM242 70H243V73H242ZM249 70V71H248ZM4 71H5V74H4ZM13 71V72H12ZM46 71V72H45ZM56 71H58V72H56ZM158 71V72H157ZM198 71V72H197ZM203 71V73H202V75H201V72ZM250 71H253V72H255V73H253V72H251V73H253V74H251V75H249L248 73L250 72ZM8 72V73H7ZM19 72V73H18ZM47 72H48V74H52V76L54 77V80L52 79L51 81H54V82H51L52 84H53V88H54V92H52L53 91V88H52V90L50 91L49 89H47V91H50V93L52 92V94H48L47 92H45V91H43L44 89H45V87L47 88V87H49L51 84H49L50 83V81H49V79H46V77L44 76V75H46L47 77H49V78H52L51 77V75L49 76L48 74H47ZM197 72V73H196ZM245 72H248V73H246V75L248 74V76H251V77H253V78H250V77H247V76H243V74L245 73ZM28 73V77H29V79L28 78H26L27 77V74ZM43 73H46V74H41ZM61 73H63V74H61ZM161 75L160 76V79H162V81H160V79H159V74ZM162 73V74H161ZM188 73V74H187ZM195 73H196V75H195ZM198 73H200V74H198ZM30 74V75H29ZM32 74V75H31ZM147 74V76H145ZM166 74H167V76H166ZM190 74H192L191 76L192 77H194V78H192L191 76H190ZM197 74H198V76L199 75H201V76H197ZM8 75V76H7ZM148 75H149V77H148ZM153 75H155L156 76V78H154L153 77ZM163 75V76H162ZM195 75V76H194ZM2 76V77H1ZM7 76V77H6ZM24 76V77H23ZM34 76V77H33ZM37 76H39V77H37ZM63 76V77H62ZM257 78H256V77ZM33 77V78H32ZM35 77H37L38 79H40V78H43V77H45V80H47V81H45L44 80V78H43V82H39V80L37 79V78H35ZM58 77H60L61 78V80L59 81V79H57ZM246 77V78H245ZM26 78V79H25ZM64 78V79H63ZM147 78V80H145ZM153 78V79H152ZM192 78V79H191ZM198 78V79H197ZM242 78V79H241ZM249 78V79H248ZM255 78L256 79H259L260 81L258 82V80L256 81V83H254L253 85H251L252 84V82H250L251 84H249L248 83V81H250V79H252V80H255ZM23 79V80H22ZM30 79H31V81H30ZM32 79H37L36 81H33L32 82ZM68 80L67 81V83H66V80ZM143 79V80H142ZM149 79H150V83H144L145 81H148L149 82ZM152 79V80H151ZM158 79V80H157ZM241 79V80H240ZM243 79H244V82H243ZM248 79V81H246ZM56 80V81H55ZM62 80H65V81H63V84H64V82H65V84H64V86H61V85H63L62 83H60V86H58V83L59 82H62ZM145 80V81H144ZM165 80H167L168 81V83H167V81H165ZM201 80V81H200ZM251 80V81H252ZM26 81V82H25ZM41 81V80H40ZM59 81V82H58ZM144 81V82H143ZM157 81V82H156ZM161 83H160V82ZM172 81H173V83H172ZM190 81V82H191ZM2 82V83H1ZM4 82H6V83H4ZM24 82V83H23ZM29 82H30V84H33L34 82H35V84H37V82H38V84H37V86H38V90H34L31 86H29L30 84H29ZM57 83V85H56V83ZM134 83H135V80L133 81ZM142 82H143V84H142ZM155 82V83H154ZM255 82V81H254ZM261 82V83H260ZM27 83V84H26ZM39 83H41L40 85H39ZM48 83V84H47ZM159 83V84H158ZM177 84L176 86H175V84ZM196 83V84H195ZM244 83V84H243ZM247 83V85H245ZM263 83V84H262ZM43 84H45L46 86H43ZM77 84V83H76ZM145 84V85H144ZM146 84H148V85H146ZM152 85V86H150V85ZM155 84H157V86L155 85ZM171 84V85H170ZM174 84V85H173ZM255 84H256V87H255ZM11 85V86H10ZM48 85V86H47ZM55 85V86H54ZM65 85L69 88V85H70V93L68 94V89H67V87H65ZM144 87H143V86ZM155 85V86H154ZM260 85V86H259ZM16 86V87H15ZM77 86H78V92H77V90L75 91V89L77 88ZM250 86H252V87H250ZM50 87H52V85L50 86ZM49 87V88H50ZM61 87H63V88H65V89H63V88H61ZM73 87V88H72ZM140 87H142V89L144 90V91H142L141 89H140ZM149 88V89H147V88ZM151 87H154V89L152 88L151 89ZM161 87V86H160ZM257 87H259V88H257ZM32 88V89H31ZM42 88V89H41ZM245 88V89H244ZM247 88H249V89H247ZM252 88V89H251ZM260 88H261V90H260ZM51 89V88H50ZM64 91H63V90ZM73 89V90H72ZM176 89V88H175ZM239 89H241L240 90V92H239ZM251 89V90H250ZM253 89H255L254 91H252ZM259 89V90H258ZM46 90V89H45ZM146 90V91H145ZM148 90H150L149 92H148ZM153 90H154V92H156V94L153 92ZM247 90V91H246ZM72 91H74V92H72ZM249 91V92H248ZM259 93H258V92ZM40 92V93H39ZM58 92V93H57ZM60 92V93H59ZM76 92V93H75ZM147 92V93H146ZM151 92H153V93H151ZM244 92H245V94H247L246 96L244 95ZM251 94V96L253 97V96H255L253 93L254 92H256L255 94H256V96H255V98L257 97V99H255V104H254V97L253 98H251L250 99V95L248 94ZM251 92V93H250ZM34 93V94H33ZM41 93H42V95H41ZM48 95H47V94ZM57 93V94H56ZM62 93V94H61ZM65 93H66V96H65ZM142 93V94H141ZM145 93H146V95H148L149 93H151L149 96L150 97H148V99H146L147 98V96L145 95ZM239 93H243V94H239ZM64 94V95H63ZM78 94V95H77ZM237 94V95H236ZM259 94V95H258ZM51 95V96H50ZM73 95V96H72ZM77 97V98H75V96ZM239 95H244V98L242 97L241 98V96H239ZM18 96H21V97H18ZM56 96V97H55ZM58 96V97H57ZM70 96V97H69ZM234 96H236V98L234 97ZM237 96H239L240 97V99H239V97H237ZM50 97V98H49ZM245 97L247 98V97H249V99L251 100V102L249 101L248 102V98L247 99H245ZM56 100H55V99ZM61 98V99H60ZM69 98H71V99H69ZM74 98H75V100H77L78 102H74ZM154 98V99H153ZM66 99V100H65ZM68 99V100H67ZM245 99V100H247V102H245V100H244V102H245V104L242 102L243 100ZM43 100V101H42ZM69 100H70V102H69ZM73 100V101H72ZM153 100V101H152ZM221 100H220V106H221ZM233 100H237V102H236V107H235V101L233 102ZM241 100V101H240ZM258 100H260V102L258 101ZM38 101V102H37ZM68 101V102H67ZM160 101V100H159ZM243 104H239L240 102ZM43 102V103H42ZM86 102V103H85ZM253 102V103H252ZM264 102V101H263ZM75 105H74V104ZM234 103V104H233ZM250 103V104H249ZM48 104V105H47ZM51 104V105H50ZM72 104V105H71ZM80 104V105H79ZM233 104V105H232ZM56 105V106H55ZM83 105H84V107H83ZM239 105V106H238ZM250 106V107H248V106ZM47 106V107H46ZM63 106H65V107H63ZM241 106H244V109H243V107L241 108ZM245 106H247V107H245ZM14 107V108H13ZM46 107V108H45ZM58 107V108H57ZM252 107H254V108H252ZM16 108H18V109H16ZM36 108V109H35ZM89 108V109H88ZM93 108V109H92ZM235 108H239V110H237V112L235 111ZM246 108H248V110H249V108H251L250 110H249V112H248V110L246 109ZM21 109V110H20ZM25 110V111H24ZM27 110V111H26ZM96 110V111H95ZM99 110V111H98ZM242 110V111H241ZM247 111V112H244V111ZM4 112V113H3ZM17 113V115L15 114V113ZM21 112V113H20ZM59 112V113H58ZM69 112V113H68ZM95 112H97V113H95ZM99 112V113H98ZM18 113H20L19 115H21L20 117L18 116ZM28 113V114H27ZM212 113V112H211ZM237 113V114H236ZM243 113V114H242ZM39 114V115H38ZM43 114V115H42ZM73 114V115H72ZM233 114V115H232ZM244 115V116H242V115ZM14 115H16V116H14ZM45 115V116H44ZM59 115H60V117H59ZM62 115V116H61ZM212 115H213V113H212ZM246 115H250V116H247L246 117ZM7 116V117H6ZM26 116V117H25ZM33 116H34V119H33ZM37 116V117H36ZM209 118H210V122H211V120L213 121V116H211L210 115V113H209ZM234 116V117H233ZM236 116V117H235ZM240 116V117H239ZM25 117V118H24ZM36 117V118H35ZM107 117H109V118H107ZM38 118V119H37ZM44 118V119H43ZM212 118V119H211ZM234 118H236V119H234ZM238 118V119H237ZM245 118V119H244ZM42 119V120H41ZM242 119V120H241ZM248 120V122H246L247 120ZM250 119V120H249ZM110 120V121H109ZM236 120V121H235ZM14 121V122H13ZM37 123H35V122ZM114 121H115V124H114ZM239 121V122H238ZM240 121H241V124H242V121H243V124L242 125H246L245 126V128H243L244 126H240L241 124H240ZM244 121L247 123H245L244 124ZM13 122V123H12ZM16 122V123H15ZM18 122V123H17ZM47 122V123H46ZM236 124H235V123ZM21 123V124H20ZM53 123V124H52ZM240 125H239V124ZM23 124V125H22ZM39 124V125H38ZM45 124V125H44ZM47 124V125H46ZM57 124V125H56ZM69 124V125H68ZM234 124V125H233ZM248 124H251L250 125V127L249 128H246V127H248L249 125ZM263 124V126H264V123H262ZM2 125H4V127H2ZM8 127H6V126ZM42 125V126H41ZM59 125V126H58ZM109 125V126H108ZM210 125V124H209ZM236 125L238 126L239 125V127H237L236 128ZM10 126H11V128H14V129H11L10 128ZM23 126V127H22ZM56 127V128H54V127ZM61 126H63L64 128H62ZM235 126V127H234ZM39 127V128H38ZM44 127H46V128H44ZM49 127V128H48ZM74 127V128H73ZM210 127H211V125H210ZM4 128V129H3ZM19 128V129H18ZM27 128V129H26ZM57 128H59V129H57ZM230 128V129H229ZM235 128L236 129H238L236 132H234V130H235ZM241 128V129H240ZM17 129V130H16ZM41 129V130H40ZM91 129V130H90ZM240 129V130H239ZM250 129V132L248 131ZM4 130V131H3ZM33 130H35V131H33ZM57 130H59V131H57ZM124 130H125V132H126V135L128 136H126L125 134H123L124 133ZM136 132H135V131ZM227 130V131H226ZM245 130H247V131H245ZM7 131H10V132H8V134L6 135V132ZM12 131V132H11ZM31 131H33V132H31ZM51 131H54V133H48V132H51ZM65 131V132H64ZM109 131V132H108ZM22 132V134H20ZM31 132V133H30ZM83 132V133H82ZM226 132V133H225ZM230 132V133H229ZM233 134H232V133ZM243 132H246V135H245V138L243 137L244 136V134H242ZM13 133V134H12ZM17 133V134H16ZM36 133V134H35ZM38 133H39V135H38ZM45 133H47V135L45 134ZM76 133V134H75ZM247 133H249L248 135H247ZM16 134V135H15ZM26 134V135H25ZM241 134V135H240ZM18 135V136H17ZM20 135L22 136V137H20ZM25 135V136H24ZM30 135V136H29ZM34 135H37V136H39L40 138H38L37 139V136H34ZM45 137H44V136ZM117 135V136H116ZM126 137H125V136ZM229 135V136H228ZM11 136V137H10ZM27 136H28V138H27ZM42 136V137H41ZM142 137V139L140 138V137ZM247 136V137H246ZM10 137V138H9ZM25 137V138H24ZM32 137V138H31ZM36 139H35V138ZM47 137V138H46ZM129 137H130V139H129ZM214 137V138H213ZM238 136H237V139L239 138ZM3 138V139H2ZM6 138H9V139H6ZM31 140H30V139ZM128 138V139H127ZM231 138V139H230ZM251 138V137H250ZM27 139H29V140H27ZM42 139H43V142H42ZM45 139V140H44ZM95 139V140H94ZM132 139V140H131ZM138 139H139V143H138ZM148 139H149V141H148ZM156 139V140H155ZM210 139V143H209V145H210V149L212 150V146L213 145H217V144H222L223 145V143H225V142H223L224 140L222 139V142H221V139H220V137H219V139L220 140H218V138L215 140V136H214V133H213V136L211 137V138H209ZM213 139V140H212ZM230 139V140H229ZM2 140V141H1ZM15 142H14V141ZM32 140H38L39 142H38V144H37V141L36 142H34V141H32ZM41 140V141H40ZM48 140V141H47ZM122 140V141H121ZM131 140V141H130ZM254 140V139H253ZM125 141V142H124ZM135 141V142H134ZM152 141V142H151ZM212 141V142H211ZM221 142V143H215V142ZM255 141H257V143L259 144L258 146H259V150H257L256 151V149L255 148H252V149H255V152H259V151H261V149H262V147H264V144H262L261 142L262 141H264V140H255ZM260 143H259V142ZM2 142V143H1ZM6 143V144H4V143ZM16 142H18V143H20V144H18V143H16ZM129 142V144H127ZM156 142V143H155ZM24 143V144H23ZM88 143V144H87ZM124 143V144H123ZM156 145H155V144ZM213 143V144H212ZM225 143V144H226ZM248 143V144H249ZM9 144H12V146L11 145H9ZM28 144V145H27ZM35 146H34V145ZM37 144V145H36ZM57 144V145H56ZM67 145V148H71V143L70 142H67L66 143ZM118 145V146H115V145ZM158 144L160 145V146H158ZM9 145V146H8ZM18 145V146H17ZM20 145H21V147H20ZM22 145H23V147H22ZM26 145V146H25ZM31 145V146H30ZM33 145V146H32ZM113 145V146H112ZM120 145V146H119ZM141 145V146H140ZM148 145V146H147ZM166 145V146H165ZM215 145V146H216ZM219 145H218V148H217V146H216V148H215V150L213 149L212 151H214L215 152V154H213L214 152H212V156H210V154H209V156L211 157V159H210V157L208 158V160L210 159V163L209 162H207V164H206V166H203V165H201L199 162H196V158L195 159H191V161H190V158H185L184 157V155H182V154H180V153H178V152H176V151H174L172 148L170 149V150H173L172 151V153H174V154H172L171 152H170V150L168 149L167 151H169V154H171L172 156H173V158L176 160V161H178L179 159L181 160H179L178 162L180 163L179 164V166H180V168H183L184 167V169H190V167L191 168H194V166L195 165H198V167L199 168H201L202 169V171H203V174L205 173V180H206V183H207V186H208V195H209V198H208V208H207V210H209V216H210V221H211V227L212 228H214L215 227V225L214 224H216L220 229H221V231H218L217 233H218V235H219V237H220V240L222 241V246H223V251H224V253H225V263L226 264H253V262H256V261H254L255 260V258H256V256L257 255H255L256 253L258 254V253H262L261 254V257H263L264 256V149H263V153H262V155H261V153H257V154H255V155H257V156H252V157H250L249 156V159H247L248 157H246V158H244V159H241L240 160V163H239V168H238V170L236 169V170H232V169H230L231 171H232V173H231V171L229 172L228 171V173H224V172H221L220 171V168H221V165H220V168H218L217 166H219L218 164L215 166V164L217 163L216 161H213V159H214V157L217 159V155H216V153L218 152L217 150L219 149V148H221V147H219ZM261 145V146H260ZM263 145V146H262ZM16 146V147H15ZM112 146V147H111ZM115 146V147H114ZM128 146V147H127ZM139 146V147H138ZM154 146V147H153ZM224 146V145H223ZM249 146V147H250ZM256 146H257V144H256ZM6 147V148H5ZM12 147H13V149H12ZM27 147H28V149H29V151H30V153H28V151L26 152V150H27ZM87 147V146H86ZM126 147V148H125ZM130 147H132L131 149H130ZM148 149V148H150V149H148V150H150V151H148L146 148ZM152 147L153 148H155L156 147V149L157 150H159V149H161V150H159L160 152H158V151H156V149H152ZM162 147H164V149L162 148ZM252 147V146H251ZM2 148L4 149V150H2ZM19 150H18V149ZM26 148V149H25ZM31 148V149H30ZM88 148V147H87ZM119 148H122V149H119ZM136 150H135V149ZM166 148V149H165ZM209 148H208V150H209ZM16 149V150H15ZM32 149H33V152L35 151V153H33V152H31L32 151ZM258 149V148H257ZM7 150V151H6ZM18 150V151H17ZM20 150H22V151H20ZM25 152H24V151ZM46 150V149H45ZM108 150V152H106ZM110 150V151H109ZM111 150L113 151V153L114 154H112L111 155ZM115 150V151H114ZM138 150V151H137ZM12 151V152H11ZM16 151V152H15ZM41 151V150H40ZM43 151H41V152H43ZM125 151H127V152H125ZM137 151V152H136ZM147 151V152H146ZM217 151V152H216ZM249 151H251L250 150V148H249ZM254 151V150H253ZM21 152V153H20ZM111 152V153H110ZM123 152H125V153H123ZM131 152V153H130ZM134 152H135V154H134ZM154 152V153H153ZM209 152V151H208ZM5 153V154H4ZM14 153V154H13ZM23 153V154H22ZM25 153V154H24ZM32 153V154H31ZM38 153V154H37ZM128 153H129V155H128ZM148 155H147V154ZM157 153H159V154H163V155H160L159 156V154H157ZM209 153H211V152H209ZM21 154V155H20ZM106 154V155H105ZM127 154V155H126ZM130 154L133 156H130ZM150 154H152V155H150ZM154 154V155H153ZM155 154H157V155H155ZM19 155V156H18ZM135 155V156H134ZM141 155V156H140ZM165 155H167V154H165ZM216 155V156H215ZM261 155V156H260ZM126 156H127V158H126ZM137 156V157H136ZM168 156V155H167ZM259 156V157H258ZM12 157H14L13 159H15V160H13V159H11ZM110 157V158H111ZM132 157V158H131ZM21 158V159H20ZM128 158H130V159H128ZM139 158V159H138ZM143 158V159H142ZM153 158H155L154 160H153ZM19 159V160H18ZM23 159L26 161V163H25V161H23ZM28 159V160H27ZM134 159H136V160H134ZM138 159V160H137ZM36 160V161H35ZM133 160V161H132ZM158 160V161H157ZM211 160L215 163V164H213V162L211 163ZM248 160L250 161V162H248ZM10 161V162H9ZM15 163H14V162ZM29 161V162H28ZM32 163H31V162ZM34 161V162H33ZM258 161V162H257ZM42 162V163H41ZM11 164V165H9V164ZM19 164L18 166H15V164ZM36 163V164H35ZM209 163V164H208ZM251 163V164H250ZM260 163V164H259ZM2 164V165H1ZM28 164V165H27ZM167 163H165V165H166ZM195 164V165H194ZM261 164H262V166H261ZM7 165V166H6ZM24 165V166H23ZM33 166V167H35V168H33L32 167V170H31V168L30 167H28V166ZM164 165V163H162V166ZM246 165V166H245ZM3 166H5L6 167V169H4L5 167H3ZM10 166V167H9ZM161 166V167H162ZM261 166V167H260ZM20 167H22V168H20ZM24 167H26L27 168V170H26V168H24ZM226 167H227V165H226ZM225 167V168H226ZM247 167V168H246ZM253 169H252V168ZM8 168H10L9 170H7ZM11 168H13V170L11 169ZM20 168V169H19ZM24 168V169H23ZM43 168H45V169H43ZM4 169V170H3ZM41 169H42V171H41ZM218 169V170H217ZM45 170V171H44ZM254 171V173L252 174V172ZM168 171H170V173L174 176L173 178L177 181V185H179V187L182 185V183H183V177H182V175H180L179 174V167L177 166L176 168H174V167H170L169 168V170ZM223 171V170H222ZM235 171H236V173H235ZM238 171V172H237ZM142 172H144L143 170H142ZM248 172V173H247ZM259 172V173H258ZM224 173V174H223ZM239 175H238V174ZM241 173H242V175H241ZM222 174V175H221ZM230 174V175H229ZM261 174V175H260ZM145 176H147L148 178H149V175L148 174H144ZM180 175V176H179ZM226 175V176H225ZM259 175V176H258ZM263 175V176H262ZM4 178H3V177ZM230 176V177H229ZM250 177V178H249ZM258 177H259V179H260V181H261V184H260V181H259V179H258ZM240 178V179H239ZM230 179V180H229ZM249 181V182H248ZM242 184V183H244L243 185L245 186H240V184ZM234 183H237V184H234ZM250 183H252L251 184V186H253V188L254 189H256L255 191L254 190H250V189H248L246 186L248 185V184H250ZM234 184V185H233ZM9 185V186H8ZM232 185V186H231ZM239 187H238V186ZM262 185V186H261ZM4 186V187H3ZM5 186L8 188H5ZM232 187H234L233 188V190H232ZM30 190H29V189ZM36 188V187H35ZM246 188V189H245ZM6 189V190H5ZM9 189H10V191H9ZM235 189L236 190H239V191H241L242 192V195H237V193H238V191H237V193H235L236 191H235ZM243 189H245V191H249L250 192V195L251 196H249V192L248 193H246L247 194V197H248V199H249V197H253V199H255V201H256V203L258 204V206H257V212H254V211H250L249 212V210H247V212H249V213H246V209H248L247 208V202H246V200H245V203H244V200L242 201L241 200V197H242V199H246V198H243V197H246V195H244L243 196ZM252 189V188H251ZM1 190V189H0ZM7 190H8V192H10V194L7 192ZM29 190V191H28ZM5 191L7 192V194L5 193ZM15 191V190H14ZM27 192H29V193H27ZM31 192V193H30ZM1 193V192H0ZM25 193V194H24ZM257 193V194H256ZM239 194V193H238ZM3 194H1L0 196H2ZM238 197H237V196ZM216 199V201H215V199ZM3 199V200H2ZM198 200H200V203H201V200L202 199H200V198H197ZM216 202V203H214V201ZM250 200H252V199H249L248 200V202L250 201ZM7 201V199L5 200V202ZM254 201V200H253ZM254 201V202H255ZM13 202V203H12ZM218 203V204H217ZM247 203V204H246ZM8 204H10V205H8ZM202 204H203V200H202ZM217 204V205H216ZM204 205V204H203ZM11 207V208H10ZM16 207H14V208H16ZM5 208V209H6ZM19 208L17 209L18 210V212H20L19 214L21 215V214H23V216L24 215H28V210L26 209V208H23V211H21V210H19ZM263 210H262V209ZM22 209V208H21ZM4 210V209H3ZM260 210H262V212H263V214L261 213V211ZM13 211H14V209H13ZM11 212H12V210H11ZM25 212H26V214H25ZM260 212V213H259ZM7 214V216L5 215V214ZM17 213V212H16ZM251 213V214H250ZM253 213H255V215L253 214ZM2 214V215H1ZM260 216H262V217H260ZM4 215V216H3ZM18 215V214H17ZM17 215H15V217H13L14 215L12 214V217L14 218V219H16V220H21V219H19L18 218V216ZM258 215V216H257ZM23 216H20V218L21 217H23ZM26 216H24V220H27L28 218H26ZM28 217V216H27ZM26 218V219H25ZM262 218V219H261ZM22 219V220H23ZM261 220V221H260ZM52 221L53 222H56V221H62V219H56V218H48V220L46 221V222H51L52 223ZM217 221V222H216ZM257 221H259L258 223H257ZM262 222V223H261ZM219 223V224H218ZM4 224V225H3ZM34 225H38V224H34ZM263 228H262V227ZM251 227H254V228H252V230L250 231V229H251ZM254 235V236H252V234ZM250 235H251V238H254L255 236H259L258 238L257 237H255L254 238V240H255V246H254V248H255V250H254V248H253V245L251 246V244H254L253 242L251 243V241H252V239L250 238V242H249V240H247V239H249V237H250ZM57 236V235H56ZM55 236V239L57 240V241H59L60 243H63L64 245L66 244H68V246L70 245V243H71V245L69 246V247H73L74 246V244H75V246L73 247V250H70V251H74L75 249L74 248H76V252L77 251H80V253H82V254H80L79 252H77V253H79L78 255H80V256H77V258H79L80 257V259L78 260V259H76L75 260V262H79V263H83L84 262V264L86 263V262H88V261H90L92 258V256H94V255H89V256H91L90 257V259L88 258V257H86L88 254H93V250H94V248H92V246L91 245H81V247H80V244H83V241H81V240H73V239H68L69 237H65L66 238V240H65V238L64 239H62V237H59V236H57L56 237ZM3 237V238H2ZM12 239V240H11ZM59 239V240H58ZM61 239V240H60ZM8 242H7V241ZM11 240V241H10ZM13 240H14V242H13ZM63 240H65L64 242H63ZM62 241V242H61ZM69 241V242H68ZM5 243V244H2V243ZM7 242V243H6ZM75 242V243H74ZM77 242H78V244H77ZM105 242L103 241L102 242V244H104ZM249 243H250V245H249ZM17 244V245H16ZM15 246V247H14ZM85 246H87L85 249H84V247ZM250 246V247H249ZM12 247H14V248H12ZM71 247V248H72ZM79 247V248H78ZM17 250H16V249ZM103 248H106L105 246H103L101 249H103ZM252 248V249H251ZM3 249V248H2ZM13 249H15V251H13ZM78 249V250H77ZM90 249H92V251H91V253H90ZM101 249H100V251H101ZM6 250V251H5ZM106 250V249H105ZM252 250H254L253 252H256L255 254H254V256H253V259L254 260H252V255H253V252H252ZM1 251H3L2 253H1ZM13 251V252H12ZM65 251H67V250H65ZM81 251H84V252H86L85 254L83 253V252H81ZM96 251V250H95ZM27 252V253H26ZM89 252V253H88ZM29 253V254H28ZM97 253V252H96ZM28 254V255H27ZM30 254V256H33V255H31ZM85 255V259L83 260V257H84V255ZM259 254V255H260ZM258 255V256H259ZM83 256V257H82ZM82 257V258H81ZM255 257V258H254ZM260 256H259V260H261L260 262H259V264H264V260H263V258L262 259H260L261 258ZM83 260V262H82V260ZM258 259V258H257ZM256 259V260H257ZM251 260L253 261L252 263H250L251 262ZM258 262H256L257 264H258ZM256 263H254V264H256Z\"/></svg>",
    "mask_w": 264,
    "mask_h": 264
}]
</instances>
